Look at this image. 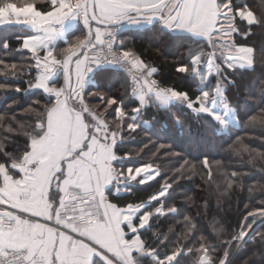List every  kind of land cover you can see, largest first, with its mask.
Instances as JSON below:
<instances>
[{
  "label": "snow or ice",
  "instance_id": "1",
  "mask_svg": "<svg viewBox=\"0 0 264 264\" xmlns=\"http://www.w3.org/2000/svg\"><path fill=\"white\" fill-rule=\"evenodd\" d=\"M156 25L174 41L197 45L174 67L180 79L197 82L194 92L164 86L159 70L118 36ZM256 28L264 30V0H0V48L17 41L27 90L41 96L28 109L30 127L0 115V130L23 129L25 137L23 146L0 144V264H184L186 253L190 264H236L242 248L244 264H264V230L253 227L264 223V200L245 205L235 230L214 224L221 242L208 243L199 222L169 203L175 180L150 163L126 164L130 154L120 152L126 133L148 130L150 107L179 128L177 114H191L213 135L230 130L242 118L227 96L230 77L253 67L257 54L244 41ZM0 64L3 74H16L15 63ZM95 78L110 81L105 91ZM117 83L121 96L113 94ZM258 106L264 109V87ZM249 123L264 126V111ZM240 175L232 171L226 188ZM152 181L159 188L147 200L131 199L134 185L152 188ZM168 215L186 221L181 237L155 227Z\"/></svg>",
  "mask_w": 264,
  "mask_h": 264
},
{
  "label": "trees",
  "instance_id": "2",
  "mask_svg": "<svg viewBox=\"0 0 264 264\" xmlns=\"http://www.w3.org/2000/svg\"><path fill=\"white\" fill-rule=\"evenodd\" d=\"M119 37L159 70L156 78L164 86L190 92L196 90L197 82L180 79L181 74L175 73L174 67L187 57L189 47L195 48L197 45L191 41H174L160 30L159 25L149 26L142 31L122 29ZM244 43L253 46L257 55L252 68H237L230 77L234 84L229 87L227 96L233 106L239 105L242 117L236 126L213 135L204 122H198L193 115L177 114L184 125L179 128L165 111L150 107L143 118V122L148 124V130L138 129L136 133H126L120 149L121 153L130 154L126 164L150 163L168 182L175 180L173 199L169 203L180 208L183 216L199 222V233L211 237L208 243L221 242L219 234L213 229L214 224L221 226L225 232L235 230L241 214L246 211L245 205L259 206V202L264 200V126L249 123L251 116L260 115L264 111L258 106L261 88L264 87V57L259 55L264 49V30L254 29V34ZM10 45L11 49L7 51L0 48V60L9 65L15 63L17 68L15 75H5L3 65L0 64V85H9L7 88L0 87V115L7 113L17 128H20L19 122L30 127L34 113L28 109L41 96L27 90L26 81L30 79L26 74L27 60L13 50L17 46L15 39L10 40ZM6 71L11 72L10 69ZM93 83L102 84L99 91L103 92L110 82L95 78ZM16 86L22 89L21 92L15 91ZM128 91L131 92V87ZM113 94L121 96L124 89L117 83ZM36 106H42V101ZM12 109L15 111L12 112ZM22 132L23 129L19 134L0 130V144L23 146L25 137ZM7 150L11 151L12 148L8 147ZM205 158L208 159V168L203 166ZM184 160L189 163L185 165ZM234 170L241 173L235 178L239 183L233 189H227L228 177ZM156 179L164 183L160 177ZM150 183L155 187L134 185L137 193L131 199L138 203L147 200L159 188L155 181ZM183 216H163L155 227L169 237H181L185 231L183 224L186 223ZM255 227L264 230V223L260 222ZM198 243L197 239L192 246ZM247 252L248 248L238 249L234 255L236 264H244ZM186 256L189 259L184 264H190V254L186 253ZM252 264L260 262L253 261Z\"/></svg>",
  "mask_w": 264,
  "mask_h": 264
},
{
  "label": "crops",
  "instance_id": "3",
  "mask_svg": "<svg viewBox=\"0 0 264 264\" xmlns=\"http://www.w3.org/2000/svg\"><path fill=\"white\" fill-rule=\"evenodd\" d=\"M148 28V27H147ZM124 29H127V30H137V31H142V30H144V29H146V28H144V29H137V28H134V27H126V28H124ZM110 82V81H109Z\"/></svg>",
  "mask_w": 264,
  "mask_h": 264
},
{
  "label": "rangeland",
  "instance_id": "4",
  "mask_svg": "<svg viewBox=\"0 0 264 264\" xmlns=\"http://www.w3.org/2000/svg\"><path fill=\"white\" fill-rule=\"evenodd\" d=\"M237 125V122L233 125V126H236ZM222 131H225V130H222ZM156 169V168H155ZM259 222V220H257V223ZM238 250H236L235 252H234V255H235V253L237 252Z\"/></svg>",
  "mask_w": 264,
  "mask_h": 264
},
{
  "label": "water",
  "instance_id": "5",
  "mask_svg": "<svg viewBox=\"0 0 264 264\" xmlns=\"http://www.w3.org/2000/svg\"><path fill=\"white\" fill-rule=\"evenodd\" d=\"M259 223H260V221H259L257 224H259ZM257 224H256V225H257ZM256 225H254L253 227H255Z\"/></svg>",
  "mask_w": 264,
  "mask_h": 264
},
{
  "label": "built area",
  "instance_id": "6",
  "mask_svg": "<svg viewBox=\"0 0 264 264\" xmlns=\"http://www.w3.org/2000/svg\"><path fill=\"white\" fill-rule=\"evenodd\" d=\"M121 33V32H120ZM120 33H118V36L120 35Z\"/></svg>",
  "mask_w": 264,
  "mask_h": 264
}]
</instances>
